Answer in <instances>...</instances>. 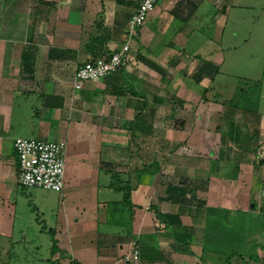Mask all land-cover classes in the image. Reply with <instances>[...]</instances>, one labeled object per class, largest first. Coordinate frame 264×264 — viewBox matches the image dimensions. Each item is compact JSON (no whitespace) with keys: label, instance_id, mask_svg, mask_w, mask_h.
Segmentation results:
<instances>
[{"label":"crops","instance_id":"obj_1","mask_svg":"<svg viewBox=\"0 0 264 264\" xmlns=\"http://www.w3.org/2000/svg\"><path fill=\"white\" fill-rule=\"evenodd\" d=\"M139 1L0 0V264H212L210 208H233L232 232L254 246L235 264H264V76L250 81L253 105L233 107L218 77L223 49L238 46L236 31L225 33L230 15L243 16L232 0H207L215 9L198 27L190 16L206 0L158 2L125 66L72 84L76 66L121 46ZM203 60L218 71L188 91ZM200 122L204 148L191 152ZM17 127L66 142L61 191L19 183ZM170 183L186 188L181 199L167 198ZM133 243L139 257L127 261Z\"/></svg>","mask_w":264,"mask_h":264},{"label":"rangeland","instance_id":"obj_2","mask_svg":"<svg viewBox=\"0 0 264 264\" xmlns=\"http://www.w3.org/2000/svg\"><path fill=\"white\" fill-rule=\"evenodd\" d=\"M231 2H233L232 10L234 13L236 9H239L238 11L243 13V16L237 17L236 15H230L225 24V33L236 31V42L238 46L233 50L227 48L223 49L225 61L221 65L220 72L218 73V77L222 79L223 83L221 98H232L233 101L238 102L240 106H251L253 105L255 95L258 91V82L251 84L250 81H252V79H261L262 76H264V12L259 13V8H261L260 5L264 3V0H232ZM241 2L243 6H240V8L239 4ZM245 4H248V6ZM214 9L215 7L213 4H209L207 0L203 1L201 5L193 9L192 15L190 16V26L198 27L204 23L207 25L209 23V16L214 12ZM172 16L174 22L179 24V18L175 17L173 14ZM151 22H153V20ZM149 23L148 21L147 24ZM135 38L136 37L133 39ZM188 50L191 52L192 48ZM188 84V91H190V89L200 90L203 88V82L197 81L192 77L188 79ZM241 89L245 92L239 97ZM192 116L193 115L190 113V121L196 119ZM197 119L199 121L205 120L204 116L202 117L201 115L197 117ZM212 121H216L217 123L219 119L212 118ZM197 125L198 127L196 126L195 129L192 130L195 133L194 139L196 141V147L193 148V146H190L191 152H195L198 147L200 149L204 148V146L201 148L202 142L200 141L203 131L200 126L201 122ZM221 131H223V129H221ZM210 132L212 135H214L215 132L219 134V129L215 130V127L213 128L212 126L210 127ZM15 134L26 137H38V132L30 130V127H17V129H15ZM48 138L54 139L53 136H49ZM210 139L211 137L207 140L208 146L214 147L215 150L217 146L213 143V138ZM208 146L205 144V148ZM59 199L58 192L56 196H49L48 200L51 202L49 209L51 219L55 217L54 206L59 203ZM209 210L208 224H206V228L208 226V230L206 229L207 235L204 236L203 239L204 259H213L214 261H212V264H235V262L238 261L237 254L242 253V250L245 252H253L254 246L249 245V247L247 246V249H245L246 246L242 245V243H244L243 239H236L232 232L235 217L233 208H210ZM225 225H227L228 230L224 232ZM50 237H52V233ZM211 250H214V253H212L211 257L208 256L207 258V252Z\"/></svg>","mask_w":264,"mask_h":264},{"label":"built area","instance_id":"obj_3","mask_svg":"<svg viewBox=\"0 0 264 264\" xmlns=\"http://www.w3.org/2000/svg\"><path fill=\"white\" fill-rule=\"evenodd\" d=\"M163 0H140L134 9L120 47L107 55L98 56L75 67L72 84L80 88L85 81L97 80L125 66L130 58L131 42L149 12ZM66 142L60 139L17 136L13 140L18 167V181L23 186H37L61 191L64 184ZM139 249L133 243L131 251L124 255L127 261H135ZM56 264H69L57 262Z\"/></svg>","mask_w":264,"mask_h":264},{"label":"trees","instance_id":"obj_4","mask_svg":"<svg viewBox=\"0 0 264 264\" xmlns=\"http://www.w3.org/2000/svg\"><path fill=\"white\" fill-rule=\"evenodd\" d=\"M202 71H205L209 76H211V78L214 76V74L218 71V66L213 64L212 62L208 61V60H203L202 63L199 65L198 67V71H196L195 73H192V77L196 80H199L200 77L202 76ZM254 84V83H252ZM245 92V91H244ZM242 96V93H240V96ZM222 103L224 105H228V106H239V103L236 101H233L232 98H225L222 100ZM168 196L167 198H170V200L172 201H176L177 199H181L182 196L186 193V188L181 186V185H173V184H168ZM175 194V195H173ZM128 194L127 191L124 192V198L127 199ZM160 216L162 215V217L164 218L165 221H167L168 223H175L178 222L179 218L177 213H163V214H159ZM183 228L186 229V226L183 225ZM193 233V227L190 226V236ZM178 234L179 232L174 230V236L175 239L177 240L178 238ZM72 264V263H71Z\"/></svg>","mask_w":264,"mask_h":264}]
</instances>
